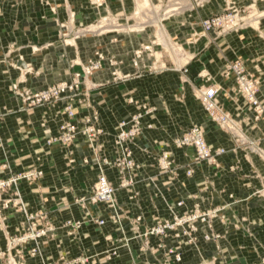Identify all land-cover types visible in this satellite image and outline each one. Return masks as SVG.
I'll use <instances>...</instances> for the list:
<instances>
[{
    "label": "crops",
    "instance_id": "0c3cea01",
    "mask_svg": "<svg viewBox=\"0 0 264 264\" xmlns=\"http://www.w3.org/2000/svg\"><path fill=\"white\" fill-rule=\"evenodd\" d=\"M138 2L136 9L139 13L150 4L147 0L146 5L139 8ZM132 9V0H105L100 8H94L88 0H21L19 3L0 0V163L6 164L1 175L41 166L44 174L37 183L22 182V196L30 211L45 212L46 218L40 224L48 222L55 228L52 238H41L42 253L26 260L24 264H46L57 260L61 249L67 252V258L79 250L87 254H100L110 246L106 235L115 233L116 228L111 222L102 227L84 222L74 235L67 233V227L63 225L66 219L83 218L75 197L88 190L96 170L93 165L73 168L67 163L66 149L44 144L45 134L40 122L46 120L51 131L55 132L57 123L63 117L61 104L22 110L20 100L11 91V84L18 82L20 87L37 90L68 79L71 72L80 70V63L92 57L96 50H103L107 55L113 54L123 60L120 66L122 72L133 74L135 68L129 63L132 50L139 43L150 39V29L144 34H124L115 42L108 40L105 35L90 34L77 39L72 46L64 45L58 38V22L68 18L69 10L74 12L79 23L86 24L107 10L130 13ZM205 16L207 1L194 10H187L164 21L169 35L179 39L192 57L188 64L189 81L183 84V101L177 100L181 76L177 70L134 74L128 80L111 82V71L105 64L102 70L89 76L91 83L100 84L90 88L89 98L101 115L105 130L102 138L108 145L118 119L134 109L126 102L127 97L132 95L136 100L145 99L159 107L153 116L156 127L147 131L150 140H168L171 134L195 122L206 125L210 143L230 150L234 145L231 136L208 119L193 97L191 83L195 82L207 85L217 83L221 86L220 100L224 108L241 120L248 138L264 152V116L258 121L253 120L250 108L236 90L234 81L220 74L225 61L239 57L257 77H264V22L255 29H243L217 38L201 36L196 42L189 43L191 34L201 30L198 21ZM156 20L154 18L153 21ZM152 24L158 29L157 41L161 43L165 40L164 44L168 46V40L171 39L161 22ZM70 61L74 64L70 65ZM27 63L33 67L32 73H25L21 68ZM202 69L212 76L211 80L198 77ZM258 96L264 103V79ZM78 110L80 114L87 112L83 106ZM70 149L79 160L90 152L80 140ZM191 156V149L176 151V159L180 163L186 162ZM217 159L222 165L220 168L198 166L192 182H186L183 172H180L169 195L174 196L182 189L193 192L201 190L206 184V176L207 182L209 180L212 184L207 183L206 192L201 190L207 196L204 206L228 203L231 201L228 194H233L238 201L227 207L225 213L235 219L245 217L250 232L244 228L230 229L221 242L226 262L222 259L218 264H254L264 247V159L257 152L243 147L236 152L222 154ZM234 162L238 169L230 173L228 166ZM144 170L147 174L156 173V168L150 164ZM108 175L115 179L114 172L109 171ZM181 181H185L183 187L180 186ZM120 198H125L124 192ZM131 208L133 212L136 211L132 204ZM6 213L4 223L0 220V250L6 249L7 236L16 233L23 219L21 213ZM227 223L216 221L215 226L222 232L231 227V222ZM131 246L135 247L134 241ZM190 254H194V251L185 255ZM5 260L6 257L0 255V264H5ZM109 264H132V254L121 251Z\"/></svg>",
    "mask_w": 264,
    "mask_h": 264
},
{
    "label": "built area",
    "instance_id": "2783aa9c",
    "mask_svg": "<svg viewBox=\"0 0 264 264\" xmlns=\"http://www.w3.org/2000/svg\"><path fill=\"white\" fill-rule=\"evenodd\" d=\"M12 1L19 3L21 0ZM132 1L133 9L130 13H113L107 10L105 14L86 24L79 23L74 12L69 10L68 18L58 22V38L64 45L72 46L77 39L90 34L105 35L108 40L115 42L124 34H144L150 29V39L139 43L132 50L129 63L135 68L133 74L122 72L120 66L124 63L123 60L113 54L107 55L103 50H96L92 57L80 63V70L71 72L68 79L37 90L20 87L18 82L11 84V91L20 100L22 110L61 104L63 117L57 123L55 132L51 131L46 120L40 122L45 134L44 144L66 149L67 163L71 167L93 165L96 170L88 190L75 197L83 218L66 219L63 225L67 227V233L74 235L84 222H92L99 227L111 222L116 228V234L106 235L110 246L100 254H87L79 250L74 256L67 258V252L61 249L58 259L46 264H109L124 250L132 254V264H218L222 259L226 262L221 242L229 230L244 228L250 232L245 217L235 219L225 213L227 207L238 201L235 196L228 194L231 201L225 204L204 206L207 196L201 190L206 192L207 183L212 184L209 180L207 182V176L204 181L206 184L201 190L193 192L182 189L174 196L169 195L180 172H183L186 182H192L198 166L209 165L218 169L222 165L217 158L229 151L236 152L243 147L257 152L264 159L263 150L248 138L241 120L224 108L220 100L221 86L217 83H191L193 97L208 119L231 136L234 145L230 150L210 143L206 125L195 122L174 132L168 140H150L147 131L156 127L153 116L159 107L145 99L136 100L132 95L127 97L126 102L134 109L118 119L110 145L102 138L105 130L101 115L89 98L90 88L100 84L91 83L89 76L102 70L105 64L111 71V82L128 80L134 74L177 70L181 73L177 100L183 101V84L189 81L187 72L192 57L179 39L169 35L164 21L187 10H194L207 0H193L189 7L159 12L162 17L160 22L172 43L181 48L174 59L157 41L156 25L145 23L135 27L137 19L133 13L136 4L135 0ZM150 1L152 5H156L154 2L164 5V0ZM88 2L94 8H100L105 0ZM226 10L222 14L200 18L198 23L201 30L194 31L188 42H196L201 36L215 38L232 29L238 30L246 26L238 19L237 9ZM91 26L95 27L90 28ZM69 63L74 64L73 61ZM21 68L25 73L33 72L29 63ZM220 74L234 81L236 90L250 108L253 120L258 121L264 116V103L258 96L264 77H257L239 57L225 61ZM198 77L206 81L212 78L205 69L198 72ZM81 106L87 109L84 114H80L78 110ZM78 140L84 142L90 150L80 160L70 149ZM187 149L192 150V156L186 162H178L176 151L184 152ZM149 164L156 168L155 174L145 172L144 168ZM5 167V163H0V220L4 223L7 211L21 213L23 219L16 233L7 236L6 249L0 250V255L8 257L6 264H24L26 260L42 253L41 238H52L55 228L48 222L40 224L46 218L45 212L30 211L22 196V182L37 183L44 174L41 166H31L1 175ZM237 169L235 162L228 166L230 173ZM109 171L114 172L115 179L108 175ZM185 181L180 182L181 187ZM122 192L125 194L124 199L120 198ZM131 204L135 207V212ZM216 221L223 224L229 221L231 227L221 232L215 226ZM132 241L135 247L131 246ZM191 251L194 254L185 255ZM254 264H264V247Z\"/></svg>",
    "mask_w": 264,
    "mask_h": 264
},
{
    "label": "rangeland",
    "instance_id": "374dc122",
    "mask_svg": "<svg viewBox=\"0 0 264 264\" xmlns=\"http://www.w3.org/2000/svg\"><path fill=\"white\" fill-rule=\"evenodd\" d=\"M140 2V3H139ZM138 6L141 8L142 6L146 5L147 0H139ZM146 2V3H145ZM191 2L193 0H164L163 6H157L158 3H156V6L154 9H156L157 13L159 12L160 8L166 12H169L170 10H175L176 8H185L189 7L191 5ZM144 3V4H143ZM167 4V5H166ZM151 6L150 4L146 7L148 8ZM237 9L238 11V19L246 25L245 27H242L238 30H230L227 31L219 36L226 35L228 33L232 32H238L243 29H255L259 26L261 22H264V0H207V18L214 14H222L223 12H226V9ZM159 9V10H158ZM216 37V38H217ZM211 38V37H210ZM169 49V46H167ZM6 257L5 264L7 263L8 257Z\"/></svg>",
    "mask_w": 264,
    "mask_h": 264
},
{
    "label": "bare ground",
    "instance_id": "6f19581e",
    "mask_svg": "<svg viewBox=\"0 0 264 264\" xmlns=\"http://www.w3.org/2000/svg\"><path fill=\"white\" fill-rule=\"evenodd\" d=\"M139 0H135V11L133 13V16L136 17L137 21H138V24L135 26V27H138V26H142L144 25L145 23H156V22H159L161 20V14H159V12L162 10L160 8L159 12L157 13L156 9H154V7L156 5H152L151 1L149 0V3L151 6H149L148 8H146L145 10L141 11L140 13L137 12V2ZM157 6H160V5H157ZM166 13V11H164ZM154 18H156L157 20L156 21H153ZM95 26H91L90 28H94ZM165 41V40H164ZM164 41L161 42L162 45H164L163 47L166 49V51L168 52V54L172 57V58H175L178 54V50H180V46H175L171 40H168V46H169V49L167 46H165L164 44Z\"/></svg>",
    "mask_w": 264,
    "mask_h": 264
}]
</instances>
